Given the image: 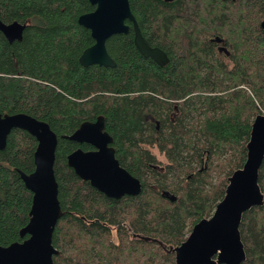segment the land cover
<instances>
[{
	"label": "trees",
	"instance_id": "16d2710c",
	"mask_svg": "<svg viewBox=\"0 0 264 264\" xmlns=\"http://www.w3.org/2000/svg\"><path fill=\"white\" fill-rule=\"evenodd\" d=\"M129 3L168 65L139 53L131 27L107 42L115 68L84 67L80 57L95 41L78 20L95 10L89 0H0V21L26 26L22 41L0 31V113L29 115L58 136L63 216L53 235L55 264H176L172 250L212 217L247 160L254 120L264 115V0ZM215 36L230 57L219 54ZM99 117L120 165L140 180V195L109 198L68 165L70 154L92 147L63 137ZM37 147L16 129L0 150L3 247L29 237L20 233L33 194L19 172L35 171ZM259 184L264 195V162ZM240 232L243 264H264V205L244 214Z\"/></svg>",
	"mask_w": 264,
	"mask_h": 264
},
{
	"label": "water",
	"instance_id": "95a60500",
	"mask_svg": "<svg viewBox=\"0 0 264 264\" xmlns=\"http://www.w3.org/2000/svg\"><path fill=\"white\" fill-rule=\"evenodd\" d=\"M93 12L82 15L79 25L90 30L95 43L80 57L84 67L98 65L115 68L116 62L107 50V42L116 35L134 31V43L144 58L159 66L168 64L166 53L150 46L133 15L129 0H89ZM171 1V0H166ZM264 31V20L261 23ZM25 26L17 22L6 25L0 21V31L9 42L22 41ZM216 41L221 42L220 39ZM20 129L36 138L35 171L30 175L19 172L25 186L33 194L30 221L21 230L23 242L8 247L0 245V264H55L58 250L53 245V235L63 216L59 201V185L55 176L58 136L51 127L26 114L0 113V150L7 146L13 130ZM104 118L85 122L71 136L63 138L78 144H89L92 151L78 149L68 156V165L83 181H88L109 198L138 196L142 192L140 180L120 165L116 151L111 146L113 138L104 132ZM247 160L242 169L229 178L224 199L217 205L211 218L196 224L186 241L174 248L176 264H243L246 252L240 226L245 213L264 205V195L259 184L260 169L264 162V115L254 120Z\"/></svg>",
	"mask_w": 264,
	"mask_h": 264
},
{
	"label": "flooded vegetation",
	"instance_id": "af4514ba",
	"mask_svg": "<svg viewBox=\"0 0 264 264\" xmlns=\"http://www.w3.org/2000/svg\"><path fill=\"white\" fill-rule=\"evenodd\" d=\"M166 1V0H165ZM173 0H171V1H168V2H172ZM25 26V25H24ZM26 27V26H25ZM132 27V26H131ZM133 30V29H132ZM142 32V31H141ZM133 33H134V31H133ZM23 34H24V32H23ZM4 35V34H3ZM5 36V35H4ZM6 37V36H5ZM220 39L221 40V42H218V41H216V39ZM7 39V38H6ZM146 39V38H145ZM8 40V39H7ZM9 41V40H8ZM212 41L213 42H215L216 44H217V50H218V52H219V54H222L223 56H226V57H230V52L228 51V48H227V46L225 45V43H224V41L221 39V38H219L218 36H215L213 39H212ZM149 43V42H148ZM150 44V43H149ZM150 46L151 47H153V48H159V47H155V46H152L151 44H150ZM159 49H161V48H159ZM162 50V49H161ZM165 52V51H164ZM166 53V52H165ZM167 55V54H166ZM168 56V55H167ZM168 59H169V57H168ZM226 60H227V62H226V60L224 61L226 64H230L229 62H228V59L229 58H225ZM170 63V59H169V62H168V64ZM168 64H166V65H168ZM165 65V66H166ZM159 127H160V124L158 123L157 124V128L159 129ZM104 132H107L106 131V129H104ZM108 133V132H107ZM109 134V133H108ZM112 137V136H111ZM114 142V141H113ZM84 144H86V143H84ZM80 145H82V144H80ZM86 145H89V144H86ZM89 146H91V145H89ZM111 146H113V143L111 144ZM92 147V149L90 150V151H92V150H95V148L93 147V146H91Z\"/></svg>",
	"mask_w": 264,
	"mask_h": 264
},
{
	"label": "rangeland",
	"instance_id": "374dc122",
	"mask_svg": "<svg viewBox=\"0 0 264 264\" xmlns=\"http://www.w3.org/2000/svg\"><path fill=\"white\" fill-rule=\"evenodd\" d=\"M152 153L156 154L157 157L165 164L167 163L166 159L161 155L159 154V152L155 149V150H152Z\"/></svg>",
	"mask_w": 264,
	"mask_h": 264
}]
</instances>
